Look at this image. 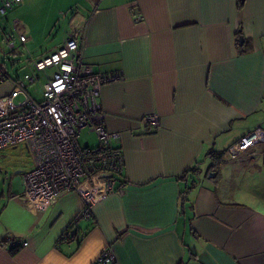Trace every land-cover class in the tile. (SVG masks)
I'll use <instances>...</instances> for the list:
<instances>
[{"label": "crops", "instance_id": "0c3cea01", "mask_svg": "<svg viewBox=\"0 0 264 264\" xmlns=\"http://www.w3.org/2000/svg\"><path fill=\"white\" fill-rule=\"evenodd\" d=\"M74 4L83 18L61 44L74 34L84 63L122 74L99 92L105 127L118 133L122 192L96 197L88 216L79 191L42 207L21 171L0 190V264H99L104 249L111 264H264V142L226 153L264 129V0ZM2 57L3 99L28 71L6 70ZM150 113L157 127L142 121Z\"/></svg>", "mask_w": 264, "mask_h": 264}, {"label": "built area", "instance_id": "2783aa9c", "mask_svg": "<svg viewBox=\"0 0 264 264\" xmlns=\"http://www.w3.org/2000/svg\"><path fill=\"white\" fill-rule=\"evenodd\" d=\"M21 0H0V16L20 4ZM142 19L137 15L136 21ZM6 47L13 51L16 40L26 41L22 27L14 21L9 31L1 30ZM31 71L14 82L8 96L0 98V149L24 144L33 166L23 173L26 194L42 207L54 202L61 194L79 191L87 206L84 215H90L96 197L109 193H121L116 188L117 176L123 172L121 150L112 142L118 133L106 129L99 102L100 87L104 83L122 78L120 71L97 72L82 61L74 34L40 59H31ZM41 98L36 99L28 91L29 85L40 81ZM22 95L21 98H18ZM17 99V102H14ZM142 121L157 127L159 115L150 113ZM83 129L94 133L97 142L81 147L77 137ZM264 142V129L256 127L227 148L229 158H236L258 143ZM103 178V191L96 194ZM90 181L89 193L83 181ZM70 232L68 233V235ZM26 243H24L25 245ZM115 256L104 249L98 256L99 264H111Z\"/></svg>", "mask_w": 264, "mask_h": 264}, {"label": "rangeland", "instance_id": "374dc122", "mask_svg": "<svg viewBox=\"0 0 264 264\" xmlns=\"http://www.w3.org/2000/svg\"><path fill=\"white\" fill-rule=\"evenodd\" d=\"M21 1L22 3L20 2L16 10H8L4 17L9 21L8 29L10 30V21L15 18L19 20L27 37L26 45L20 47L16 40V47L13 51H10L4 44L0 46V53H5V57H2L3 67L8 71L12 69L14 74L19 75L30 72L31 59H39L51 52L55 46L60 45L65 34L75 31L83 18L82 9L75 6V0ZM42 73V71L39 72L40 81L29 85L28 88L36 99L41 98L44 82ZM14 102H17V99ZM77 141L81 147H84L96 144L97 139L94 133L83 129ZM31 162V156L24 144L0 149V190L6 191L12 179L14 185L17 186L21 171L30 169Z\"/></svg>", "mask_w": 264, "mask_h": 264}, {"label": "trees", "instance_id": "16d2710c", "mask_svg": "<svg viewBox=\"0 0 264 264\" xmlns=\"http://www.w3.org/2000/svg\"><path fill=\"white\" fill-rule=\"evenodd\" d=\"M221 154L223 155V154H225L224 152H221ZM187 171H193V172H195V170H194V168H192V169H188Z\"/></svg>", "mask_w": 264, "mask_h": 264}, {"label": "water", "instance_id": "95a60500", "mask_svg": "<svg viewBox=\"0 0 264 264\" xmlns=\"http://www.w3.org/2000/svg\"><path fill=\"white\" fill-rule=\"evenodd\" d=\"M242 39H243V37H242V36H240V37H239V40H240V41H242Z\"/></svg>", "mask_w": 264, "mask_h": 264}]
</instances>
